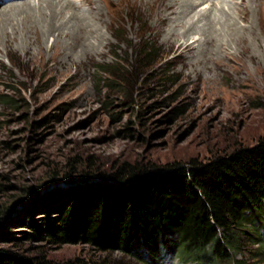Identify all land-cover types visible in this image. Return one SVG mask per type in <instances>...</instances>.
Wrapping results in <instances>:
<instances>
[{
    "label": "rangeland",
    "instance_id": "374dc122",
    "mask_svg": "<svg viewBox=\"0 0 264 264\" xmlns=\"http://www.w3.org/2000/svg\"><path fill=\"white\" fill-rule=\"evenodd\" d=\"M24 1L30 0L1 3L0 21L10 17H3L9 14L3 9ZM250 2L200 0L195 11L210 13L218 5L238 18ZM70 5L81 15L98 6L109 19L99 0ZM110 10L115 21L105 30L110 45L92 59L76 51L65 66L59 65L65 54L55 62L47 60L48 54L26 64L20 52L0 53V230L9 227L11 237L0 247L29 257L44 255L55 264H198L165 249L157 257L147 254L143 262L85 243L34 242L25 238L30 230L17 224L28 202L58 200L56 193L74 200L87 185L108 181L124 163L186 166L264 138V67L259 74L250 65L254 78L239 81L225 66L217 68L221 54L206 67L196 51L169 52L164 36L149 31L151 12L132 1ZM243 245V264H264L258 246Z\"/></svg>",
    "mask_w": 264,
    "mask_h": 264
},
{
    "label": "trees",
    "instance_id": "16d2710c",
    "mask_svg": "<svg viewBox=\"0 0 264 264\" xmlns=\"http://www.w3.org/2000/svg\"><path fill=\"white\" fill-rule=\"evenodd\" d=\"M108 178L87 185L74 200L56 193L58 200L28 202L17 223L30 230L26 240L85 243L143 262L147 254L157 257L165 249L198 264H243L239 254L245 242L264 254V138L186 166L124 163ZM6 227L0 243L11 238ZM0 264L55 263L0 247Z\"/></svg>",
    "mask_w": 264,
    "mask_h": 264
},
{
    "label": "bare ground",
    "instance_id": "6f19581e",
    "mask_svg": "<svg viewBox=\"0 0 264 264\" xmlns=\"http://www.w3.org/2000/svg\"><path fill=\"white\" fill-rule=\"evenodd\" d=\"M6 1L0 0V4ZM125 1L151 12L149 31L164 36L169 52L188 55L196 51L198 61L206 67L214 60L213 55L221 54L217 68L225 66L239 81L254 78L249 72L250 65L258 73L264 67V0H250V4L238 11V18L233 10L218 5L210 13L197 12L195 7L200 0H99L108 9L109 19L98 6L88 13H77L70 5L73 0L24 1L3 9L9 11L3 17H10L0 21V53L10 56L20 52L26 64L43 60L48 54L47 60L55 62L65 54L59 61V65L65 66L72 62L71 54L76 51L75 55L92 59L110 45L105 34L115 22L110 9ZM51 37L54 43L50 49Z\"/></svg>",
    "mask_w": 264,
    "mask_h": 264
}]
</instances>
